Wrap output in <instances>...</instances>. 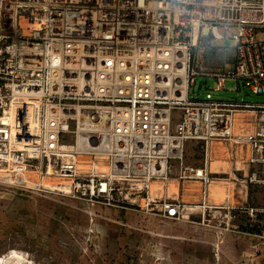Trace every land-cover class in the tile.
<instances>
[{
	"label": "built area",
	"instance_id": "obj_1",
	"mask_svg": "<svg viewBox=\"0 0 264 264\" xmlns=\"http://www.w3.org/2000/svg\"><path fill=\"white\" fill-rule=\"evenodd\" d=\"M263 36L264 0H0V177L26 186L41 171L74 198L177 221L187 207L169 183L196 182L216 229L230 207L209 203L212 145L247 146V183L264 185V103L190 99L194 55L231 42L214 90L264 96ZM238 114L252 131L235 133ZM190 141L200 168L184 165Z\"/></svg>",
	"mask_w": 264,
	"mask_h": 264
},
{
	"label": "rangeland",
	"instance_id": "obj_2",
	"mask_svg": "<svg viewBox=\"0 0 264 264\" xmlns=\"http://www.w3.org/2000/svg\"><path fill=\"white\" fill-rule=\"evenodd\" d=\"M232 47L229 41L222 47L200 42L190 99L264 103V96L253 95L242 82L227 80L225 90H214L217 81L210 76L231 69ZM242 127L235 133L242 134ZM203 160V144L188 142L184 165L200 168ZM35 172L39 181L60 189L11 185L0 177V264H252L253 257L264 264V185L243 187L242 200V187L231 184L225 200L231 198L234 209L210 230L196 224V217L177 221L74 198L62 186L67 180ZM177 193L168 190L170 197Z\"/></svg>",
	"mask_w": 264,
	"mask_h": 264
},
{
	"label": "crops",
	"instance_id": "obj_3",
	"mask_svg": "<svg viewBox=\"0 0 264 264\" xmlns=\"http://www.w3.org/2000/svg\"><path fill=\"white\" fill-rule=\"evenodd\" d=\"M243 124H244L243 116L241 114H238L235 132L240 130V126ZM242 128H244V130L250 131L251 125L244 124V127ZM252 129L253 128H251V130ZM214 144L212 145V149H211L210 169L212 173L217 174L220 177L221 175L226 176V179L229 182L225 183L226 179L225 180L221 179L220 181H214L213 184L215 182L219 183V187L217 189L216 188L213 189V187H211L213 186V184L210 185L209 203L212 205H217L216 202H222L224 200V203L219 205L227 204V206H229L230 207L229 209L231 210L234 209L233 205L230 204L231 198L225 200V196L227 195V192L231 187V184L235 185V187L241 186L242 195H240V198H242V200L247 199V195L245 196L243 192H244V188L248 185L246 178L249 174V166L247 164L249 157V148L245 145L239 146L231 143L230 144L214 143ZM172 183H178V182L176 180H173L172 182L169 183V186ZM178 184H179V192L177 194H173L171 197L180 198L186 204L187 207L183 218L178 221H192V219L196 217L198 218V221H195V223L198 224L199 226L206 228L202 224V213H201L202 209L200 208L202 197L200 193L199 184L196 182H185L182 184L181 183ZM169 186L168 188H170ZM222 192H225L226 194H223ZM235 196H237V198L235 197L234 201H239L238 193H236ZM209 219L211 220V218ZM252 264H256V260L254 257L252 259Z\"/></svg>",
	"mask_w": 264,
	"mask_h": 264
},
{
	"label": "bare ground",
	"instance_id": "obj_4",
	"mask_svg": "<svg viewBox=\"0 0 264 264\" xmlns=\"http://www.w3.org/2000/svg\"><path fill=\"white\" fill-rule=\"evenodd\" d=\"M238 116V115H237ZM237 118V117H236ZM236 125H237V120H236ZM84 159H82V163L80 164V169L81 170H88L89 169V165L87 164V162H86V160L84 161ZM215 167V166H214ZM99 169L101 170V171H106L107 169L105 168V167H102V166H100L99 167ZM26 176V178H27V180H28V182H30L31 184H33V185H35V186H45L46 188H53L54 190H56V189H60L59 188V184H57V185H55V184H51L50 183V181H48V180H40L39 181V176H38V173L37 172H35V171H28L27 172V174L25 175ZM44 178V177H43ZM47 178V177H46ZM49 179V178H48ZM52 181V180H51ZM62 181V180H61ZM30 184V185H31ZM213 184V183H212ZM62 186H65L64 187V189H67L68 188V183L67 182H64L63 184H62ZM170 188H169V190H170V192L171 193H177L178 192V186H177V184H175V183H172V184H170V186H169ZM211 187H213V189L214 188H218L219 187V183L218 182H215L214 184H213V186H211ZM161 190H162V185L160 184V183H156V184H154L153 185V187H152V191H153V193L155 194V195H159V194H161ZM225 191V190H224ZM223 194H226L225 192H222ZM224 197V196H223ZM194 211V210H193Z\"/></svg>",
	"mask_w": 264,
	"mask_h": 264
}]
</instances>
